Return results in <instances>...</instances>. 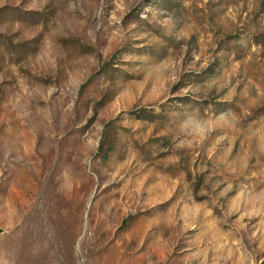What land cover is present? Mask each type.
<instances>
[{
	"label": "rangeland",
	"instance_id": "rangeland-1",
	"mask_svg": "<svg viewBox=\"0 0 264 264\" xmlns=\"http://www.w3.org/2000/svg\"><path fill=\"white\" fill-rule=\"evenodd\" d=\"M0 264H264V0H0Z\"/></svg>",
	"mask_w": 264,
	"mask_h": 264
}]
</instances>
